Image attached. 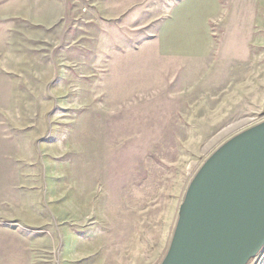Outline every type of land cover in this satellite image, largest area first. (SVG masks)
Listing matches in <instances>:
<instances>
[{
  "label": "rangeland",
  "instance_id": "1",
  "mask_svg": "<svg viewBox=\"0 0 264 264\" xmlns=\"http://www.w3.org/2000/svg\"><path fill=\"white\" fill-rule=\"evenodd\" d=\"M262 121L264 0H0V264H160Z\"/></svg>",
  "mask_w": 264,
  "mask_h": 264
},
{
  "label": "water",
  "instance_id": "2",
  "mask_svg": "<svg viewBox=\"0 0 264 264\" xmlns=\"http://www.w3.org/2000/svg\"><path fill=\"white\" fill-rule=\"evenodd\" d=\"M264 249V121L219 146L192 178L160 264H248Z\"/></svg>",
  "mask_w": 264,
  "mask_h": 264
}]
</instances>
